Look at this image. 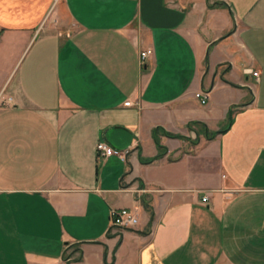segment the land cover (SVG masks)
Returning <instances> with one entry per match:
<instances>
[{"label": "crops", "instance_id": "0c3cea01", "mask_svg": "<svg viewBox=\"0 0 264 264\" xmlns=\"http://www.w3.org/2000/svg\"><path fill=\"white\" fill-rule=\"evenodd\" d=\"M244 103L192 143L189 122L217 131ZM157 127L185 139L143 164ZM76 249L68 264H264V0H0V264Z\"/></svg>", "mask_w": 264, "mask_h": 264}, {"label": "trees", "instance_id": "16d2710c", "mask_svg": "<svg viewBox=\"0 0 264 264\" xmlns=\"http://www.w3.org/2000/svg\"><path fill=\"white\" fill-rule=\"evenodd\" d=\"M211 6H224L222 3H214L213 5H209V7ZM247 103H244L240 106H235V107H231L229 110H228V113H227V119H226V123L224 124V126H222L220 129H218L217 131H209L207 129V127L201 123V122H197V121H193V122H189L187 124V129L189 131H193L195 133V140L192 141L193 144L196 143L197 139L199 136H203L205 137L206 139H212L214 138L216 135L218 134H222L224 133L227 128L229 127L230 123H231V119H232V114L234 113V110L237 108V107H243L245 106ZM152 138H153V141H154V144L156 146V149H157V154L152 157V158H147V159H143V158H139L140 162L143 163V164H149L155 160H158L160 158H162L167 150L164 146H162L160 144V136H164V137H167V138H172V139H185L184 137L180 136V135H174V134H171V133H168V132H165L163 129H161L160 127H157L155 129L152 130ZM141 203L143 204V207L147 210V211H150L148 206L146 205V201L144 199H141ZM151 215V213H150ZM77 253V257H74L73 258V254ZM80 250L79 249H76L75 251H73L72 253H67L66 251L63 253V256H62V260L65 264H68L70 261H78L80 260Z\"/></svg>", "mask_w": 264, "mask_h": 264}, {"label": "built area", "instance_id": "2783aa9c", "mask_svg": "<svg viewBox=\"0 0 264 264\" xmlns=\"http://www.w3.org/2000/svg\"><path fill=\"white\" fill-rule=\"evenodd\" d=\"M152 54L151 50H145L140 53V60L143 62ZM252 76L255 80H258V73L253 72ZM195 99L199 100L201 104H205L208 99V93L200 91L195 93ZM128 105V103H126ZM96 152L99 157L108 158V157H117L121 160H124V154L121 151L109 147L104 142H98L96 144ZM207 196L202 197V202H206ZM110 226L113 229H132L137 226L138 219L136 214L133 211L127 209H113L109 213Z\"/></svg>", "mask_w": 264, "mask_h": 264}]
</instances>
